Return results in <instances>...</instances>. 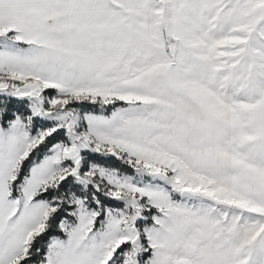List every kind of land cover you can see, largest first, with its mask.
Instances as JSON below:
<instances>
[{"label": "snow or ice", "instance_id": "6c2138e0", "mask_svg": "<svg viewBox=\"0 0 264 264\" xmlns=\"http://www.w3.org/2000/svg\"><path fill=\"white\" fill-rule=\"evenodd\" d=\"M0 264H264V0H0Z\"/></svg>", "mask_w": 264, "mask_h": 264}]
</instances>
